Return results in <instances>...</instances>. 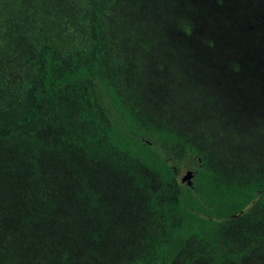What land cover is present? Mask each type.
I'll return each instance as SVG.
<instances>
[{
  "label": "trees",
  "instance_id": "obj_1",
  "mask_svg": "<svg viewBox=\"0 0 264 264\" xmlns=\"http://www.w3.org/2000/svg\"><path fill=\"white\" fill-rule=\"evenodd\" d=\"M51 4L0 0L3 236L58 233L73 220L81 252L122 244L125 264H244L263 249L264 171L226 167L149 115L140 65L120 66L111 51L105 0L82 14L73 46Z\"/></svg>",
  "mask_w": 264,
  "mask_h": 264
},
{
  "label": "rangeland",
  "instance_id": "obj_2",
  "mask_svg": "<svg viewBox=\"0 0 264 264\" xmlns=\"http://www.w3.org/2000/svg\"><path fill=\"white\" fill-rule=\"evenodd\" d=\"M51 1L59 37L79 43L75 26L93 0ZM105 1L111 51L120 66L140 65L149 115L195 138L226 167L264 171V0ZM70 224L12 241L0 219V264H125L122 244L96 256L81 252L80 229ZM244 264H264V248Z\"/></svg>",
  "mask_w": 264,
  "mask_h": 264
},
{
  "label": "water",
  "instance_id": "obj_3",
  "mask_svg": "<svg viewBox=\"0 0 264 264\" xmlns=\"http://www.w3.org/2000/svg\"><path fill=\"white\" fill-rule=\"evenodd\" d=\"M195 176V172L192 170H184L180 176V180L182 183H187L188 185H192V180Z\"/></svg>",
  "mask_w": 264,
  "mask_h": 264
}]
</instances>
